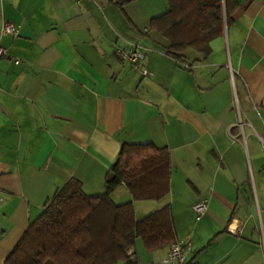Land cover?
Returning a JSON list of instances; mask_svg holds the SVG:
<instances>
[{"label": "crops", "instance_id": "crops-1", "mask_svg": "<svg viewBox=\"0 0 264 264\" xmlns=\"http://www.w3.org/2000/svg\"><path fill=\"white\" fill-rule=\"evenodd\" d=\"M235 1L210 54L177 62L149 30L164 0H0L16 31L1 39L0 264L64 184L102 195L124 144L167 152L169 193L134 202L120 185L115 205L140 219L169 206L186 264H264V0ZM133 46L134 65L120 58ZM167 249L131 252L160 264Z\"/></svg>", "mask_w": 264, "mask_h": 264}, {"label": "trees", "instance_id": "trees-1", "mask_svg": "<svg viewBox=\"0 0 264 264\" xmlns=\"http://www.w3.org/2000/svg\"><path fill=\"white\" fill-rule=\"evenodd\" d=\"M138 0H110L122 9ZM166 11L149 22V30L167 41L165 53L181 62L187 50L207 57L210 43L221 37L237 8L235 0H164ZM167 152L151 144L122 145L106 173L105 192L85 195L71 180L47 199L4 264H137L135 242L145 252L176 240L169 206L141 219L132 203L115 205L111 192L123 185L132 201H159L169 193ZM131 252V253H130Z\"/></svg>", "mask_w": 264, "mask_h": 264}, {"label": "built area", "instance_id": "built-area-1", "mask_svg": "<svg viewBox=\"0 0 264 264\" xmlns=\"http://www.w3.org/2000/svg\"><path fill=\"white\" fill-rule=\"evenodd\" d=\"M75 2H84L87 0H74ZM16 35L15 28L8 22L1 20L0 21V61L5 59L8 54L5 48L1 46V39L4 36H12ZM145 56V52L137 46L131 47L127 51H123L120 53V58L123 61H127L128 63L134 65ZM16 65L17 62L14 61ZM186 67V66H184ZM142 75H147V72H142ZM258 141L261 145L263 154H264V137H258ZM192 212L195 217L198 219L202 217L206 211V203L204 201H200L195 203L192 206ZM189 253V243L185 240L176 239L172 243L168 245L166 256L160 260V264H186L187 255Z\"/></svg>", "mask_w": 264, "mask_h": 264}, {"label": "rangeland", "instance_id": "rangeland-1", "mask_svg": "<svg viewBox=\"0 0 264 264\" xmlns=\"http://www.w3.org/2000/svg\"><path fill=\"white\" fill-rule=\"evenodd\" d=\"M260 153H261V151H260ZM193 215H194V214H193ZM136 219H140L138 214L136 215ZM136 249H137V248H136Z\"/></svg>", "mask_w": 264, "mask_h": 264}]
</instances>
